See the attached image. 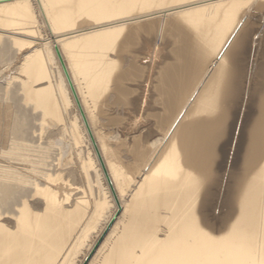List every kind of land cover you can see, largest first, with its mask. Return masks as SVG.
<instances>
[{"label": "bare ground", "instance_id": "bare-ground-1", "mask_svg": "<svg viewBox=\"0 0 264 264\" xmlns=\"http://www.w3.org/2000/svg\"><path fill=\"white\" fill-rule=\"evenodd\" d=\"M252 3L0 0V56L19 62L0 75V264H72L109 222L87 264H264V14L247 20ZM103 124L126 134L111 136L128 141L123 156L106 152Z\"/></svg>", "mask_w": 264, "mask_h": 264}, {"label": "rangeland", "instance_id": "rangeland-1", "mask_svg": "<svg viewBox=\"0 0 264 264\" xmlns=\"http://www.w3.org/2000/svg\"><path fill=\"white\" fill-rule=\"evenodd\" d=\"M252 4H253V6H252V8L248 11V13L246 14V19L247 20H249V21H251V22H256L257 21V23L258 22H261L262 20H261V17H263V14H264V0H257L256 2H254V0H252ZM261 2V3H260ZM261 6H263V7H261ZM260 10V11H259ZM251 12V13H250ZM36 13V15L38 16V18H41V15L39 14V12L37 11V12H35ZM263 13V14H262ZM260 14V15H259ZM251 19V20H250ZM260 19V20H259ZM42 20V19H41ZM80 20H81V22H82V24H83V26L84 27H87V26H89L92 22L90 21V20H88V19H86V18H80V19H78L77 20V22L78 23H81L80 22ZM44 21V24H45V20H43ZM42 21V22H43ZM90 21V22H89ZM85 23V24H84ZM39 24L41 25V21L39 22ZM36 25H38V24H35V26ZM87 25V26H86ZM35 26H34V28H35ZM47 26V25H46ZM46 26H43L42 25V27H40V30L38 29V31L41 33L40 35L45 39V37H47L48 35H49V32H48V29H47V27ZM47 29V30H46ZM48 33V34H47ZM261 32H259V34H255L254 36V38L256 39V42H254L253 44L256 46V44L258 43V42H263V36L260 34ZM23 35H26V36H29V39H32V38H35L36 36H37V34L35 35V34H29L28 35V33L26 34V33H23ZM35 35V36H34ZM16 36H17V34H16ZM30 36H31V38H30ZM45 36V37H44ZM21 38H26V37H21ZM42 38V39H43ZM262 40V41H261ZM165 51L168 53V48L167 49H165ZM166 53V54H167ZM11 59V56H10V54H5V55H1L0 56V60L2 61V62H0V75L1 74H7L6 76L7 77H4V78H9V75L10 74H12L14 71H16L14 68H12L13 67V64H19V62H18V60H16L15 62H14V59L13 60H10ZM18 62V63H17ZM6 65V66H5ZM9 65V66H8ZM3 70V71H2ZM14 70V71H13ZM2 71V72H1ZM4 75V76H5ZM1 81H3V79H0ZM136 83H128V85H130V86H133V85H135ZM134 87V86H133ZM2 93L0 92V137H2V138H4L5 137V129H6V123H7V121L9 120L8 119V117H7V109H4V106H6V105H8V100L6 99V98H4L3 97V95H1ZM153 100V101H152ZM151 101V102H150ZM153 102V103H152ZM151 103H152V106H151ZM158 102H156L155 101V97H153L152 99H150L149 100V102H148V105H149V107H148V105H147V109H150V110H154L155 112H157V111H159V110H161V108H160V106H157V105H159V104H157ZM3 107V108H2ZM10 108H13V107H10ZM153 108V109H152ZM155 108V109H154ZM70 110H72V107H71V109ZM114 113H115V111H114ZM116 114H120V112H116ZM64 115H65V113H64ZM124 116H126V115H124ZM144 120H149L150 121V123L148 124V127H150L151 126V128L154 130V132L155 131H158V127L156 126V124H154L155 123V117H151V118H149L148 119V117L146 118V117H144L143 118ZM150 119H152V120H150ZM105 123V122H104ZM103 126H104V124H103ZM146 129H147V127H145ZM114 126H110V128H108V127H106V125L104 126V127H102V128H99V126L97 125V128H96V130L100 133V134H102L103 132H105V133H103V135L105 136V142H106V152H108L109 150H115L116 151V153H119V151H121L120 152V156L122 155H124V153L126 152V151H123V153H122V150L124 149V150H126V146H127V144H128V141L126 142V146L124 145H122L121 143H119L118 142V140L116 139H114L113 137H111V136H114L113 135V133L114 134H119V137H121L122 136V138L124 137V136H126V134H124V133H122V134H120V132L118 133L117 131L116 132H113L114 131ZM103 132H102V131ZM113 130V131H112ZM9 131V130H8ZM110 131H112V132H110ZM109 133V134H108ZM112 134V135H111ZM107 135H108V139L106 138L107 137ZM151 135H154V134H151ZM151 137V138H150ZM149 138L151 139V141H150V143L152 144H150L151 145V147H153L154 145H153V142L156 140V142L158 141V137H156L155 135L154 136H150ZM113 138V140H111ZM107 140V141H106ZM109 140H111V144H109ZM113 141V142H112ZM116 142H118V143H116ZM155 142V143H156ZM116 143V144H115ZM115 145V147H114V145ZM120 144V145H119ZM118 145V146H117ZM122 146V147H121ZM86 147L88 148V150H89V155L90 156H92V150H91V146L89 147L88 145H86ZM108 147H110V148H108ZM113 147V148H112ZM117 150H119V151H117ZM90 151H91V153H90ZM147 152H148V150H147ZM97 161V160H96ZM79 162V161H78ZM77 162V163H78ZM79 164V163H78ZM81 164V163H80ZM80 164L78 165V166H80ZM77 169V172L78 173H80V175L79 174H77L76 173V176L75 177H77L78 176V178H75V179H77V181L75 182V183H77L76 184V186H80V191L82 192H80V194L82 195V197H84V198H86V200L87 201H89L88 203H92L93 202V200H96V199H98V197L96 196V193H95V195L93 194V192H92V194L90 195V193H89V187H88V185H87V183H85L86 181H84L85 179H83V175H82V173H81V166L80 167H77L76 168ZM79 169V170H78ZM79 180V181H78ZM104 181V180H103ZM82 182V183H81ZM82 185H81V184ZM103 183V182H102ZM85 184H86V186H85ZM104 185V184H103ZM82 187H84V188H82ZM83 189V190H82ZM88 189V190H87ZM87 191H88V193H87ZM79 193H78V196L80 195ZM85 196H84V195ZM89 194V195H88ZM80 195V196H81ZM88 195V196H87ZM93 195V196H92ZM91 196V197H90ZM96 196V197H95ZM90 199H89V198ZM130 197H131V195L129 194H124V200L126 201V202H128L129 201V199H130ZM92 198H94V199H92ZM110 199V198H109ZM111 209V208H110ZM125 217L124 216H120V221L121 220H123ZM100 225H101V223H100ZM120 226V225H119ZM117 227V229H116V232L120 229V227ZM97 229H95V228H93V230L95 229V231H93L92 233H91V235H88V236H86L85 238H84V240L86 241V242H84L85 244H84V246H83V244L82 245H80L81 247H76V253H78V254H76V255H74V257H73V263L72 264H82L83 262H84V260H83V255H84V252L85 251H87V252H85V253H89L88 252V250H86V246H87V244H89V243H94L95 244V242H96V240L99 238V233H100V231L98 230L99 229V224L97 225V226H95ZM91 230H92V228H91ZM96 231H98L97 232V234H99V235H97L95 232ZM107 232V231H106ZM115 232V233H116ZM93 233H95V235L93 234ZM94 235V236H93ZM89 237H90V240H89ZM92 237V238H91ZM88 241V242H87ZM103 241V237H102V239H101V241H100V243H99V245L101 244V242ZM93 244V245H94ZM99 245H98V247H99ZM97 247V248H98ZM97 248L94 250V252H93V254L91 255V257L95 254V251L97 250ZM84 249V250H83ZM81 250V251H80ZM78 251H80V252H78ZM103 251H105V250H102V252ZM81 252L83 253V254H81ZM100 253L99 255H98V258H97V260H99L101 257H102V255H103V253ZM81 256V257H80ZM83 256V257H82ZM91 257H90V259H91ZM78 258H79V260H78ZM86 257H84V259H85ZM90 259H88V261L86 262V264L89 262V260ZM83 260V262H81V261ZM76 261V262H75ZM81 263H80V262ZM95 264V263H94Z\"/></svg>", "mask_w": 264, "mask_h": 264}, {"label": "water", "instance_id": "water-1", "mask_svg": "<svg viewBox=\"0 0 264 264\" xmlns=\"http://www.w3.org/2000/svg\"><path fill=\"white\" fill-rule=\"evenodd\" d=\"M62 68H63L64 73L66 74V77H67L68 82H69L68 73L66 72V68L64 67L63 64H62ZM71 90H72V93L74 94V90H73V89H71ZM101 165H102V168H103V170H104V167H103L102 162H101ZM104 173H105V170H104ZM105 175H106V174H105ZM106 177H107V176H106ZM111 190H112V188H111ZM112 193H113V191H112ZM110 225H111V222L108 223V225H107L106 228H105L106 230L104 231V233L102 234V236H101V237L99 238V240L94 244V246H93V248L91 249V251L87 254L86 258L84 259L83 264H86V262L88 261V259H89V258L91 257V255L93 254L94 250L98 247V245H99V243H100L102 237L104 236L105 232H106L107 229L110 227Z\"/></svg>", "mask_w": 264, "mask_h": 264}]
</instances>
